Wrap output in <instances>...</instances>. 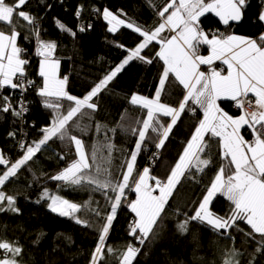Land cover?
Segmentation results:
<instances>
[{
	"label": "trees",
	"instance_id": "1",
	"mask_svg": "<svg viewBox=\"0 0 264 264\" xmlns=\"http://www.w3.org/2000/svg\"><path fill=\"white\" fill-rule=\"evenodd\" d=\"M7 2L12 4L13 0ZM261 3H264V0H251L244 20L238 24L233 23L231 27L224 26L213 14L201 17L200 27L211 35L235 34L256 38L260 33H264V24L256 22ZM164 4L165 0H151V3L149 0H28L23 10L37 18L40 38L47 42H55L57 45L53 55L60 60V75L68 77V93L83 98L144 39L128 27L109 32L110 26L102 16L103 9L108 8L115 14L122 12L126 20L134 25L154 30L163 21L157 15V9ZM96 9H100V13H97ZM77 12L80 13L79 16ZM57 22L64 25L67 31L62 30ZM89 24L90 28L82 32L79 30L81 26ZM0 29L6 33L9 31L5 24H0ZM18 30L21 32L17 40L18 46L27 51L25 58L29 60L26 67L27 77L35 81L39 87L42 85V78L38 75L41 58L36 55V41L32 37L24 38L26 28ZM73 32L76 34L72 35ZM159 48V43L151 42L141 55L153 58V62L149 64L141 60L130 61L107 87L93 98L92 102L97 104V108L82 109V112L87 114L81 117L78 113L67 126L69 136L83 140L89 155L93 148L97 150V164L102 168L107 167L113 179L117 181L122 178L125 170L122 165L130 158L137 141V136L132 135L127 129L139 127L134 121L144 118L146 114V110L131 105L130 98L133 94L155 98L159 78L163 72V62L155 58ZM205 49L207 48L204 47V51ZM185 93L186 90L170 76L161 93V102L173 107L178 106ZM3 95H13V92L5 88ZM14 96L19 97V91H16ZM42 99L36 88L25 93L23 102L28 104L30 113L22 120L11 113H0V151L11 162L22 158L24 154V151L18 152L20 142L27 140V145L38 142L43 137L41 129L50 126L53 121L55 112L44 107ZM61 103L63 107L60 111L66 114L67 108L73 102L62 100ZM233 105L231 102L221 103L222 108L229 114L240 115ZM202 119L203 114L198 110L194 114L190 111L181 114L165 145L160 148L156 168L150 170L151 176L166 181ZM161 120L164 123L170 122L168 117H161ZM98 125L101 126L99 132ZM111 129H115V132ZM246 129L242 131V135L250 141L253 137L250 130ZM10 132H15L16 136L10 137ZM149 135L153 139H146L137 156L135 176L147 165L144 150L147 152L148 148L154 147L158 142L156 134L149 131ZM205 141L211 145L213 163L202 173L189 175L186 172V178H181L169 199L163 227L151 244H149L151 236L141 247L129 235L135 214L128 207V202L132 200L128 199L127 195L135 196V193L131 190L133 186L130 190L125 189L127 192L117 210L105 241L103 258L98 264H118L120 254L130 243L141 247V252L133 264H225L228 259H232L234 264H264V252L257 251L261 237L259 234L246 235L251 229L244 222H239V228L243 231H237L236 228L228 229L229 236L234 239L215 233L206 223L191 222L187 233L181 234L177 231V221L184 219L182 215H177V211L192 215L193 209L198 206L218 169L227 163L221 159L219 138L207 134ZM109 143L114 145L110 164L107 149ZM60 155H64L65 159L61 160ZM75 158L74 142L53 137L46 145L41 146V150L32 160L18 170L15 177H10L3 185L2 190L5 194L16 198L15 206L19 212L0 213V241H8L22 247V253L16 257L20 264H90L91 254L100 235V231L92 223L94 220L97 222L104 220L81 207L82 212L78 215L88 212V222L92 227H87L84 223L77 224L72 217H61L52 213L48 208L49 201L40 199L42 192L47 189L50 195L57 194L81 206L91 200L93 201L91 207H98L102 216L110 212V203L101 192H93L91 188L74 189L50 179ZM89 162L92 163L91 159ZM231 167L234 169V166ZM4 171L6 167L0 165V175ZM108 194L115 195L111 191ZM37 200L40 202L36 203ZM209 207L215 214L227 216L232 205L224 196L216 195ZM78 215L75 216L79 218ZM223 232L221 229L220 233ZM109 247L113 249L112 252L107 251ZM233 250L237 253L235 256L231 255Z\"/></svg>",
	"mask_w": 264,
	"mask_h": 264
},
{
	"label": "snow or ice",
	"instance_id": "2",
	"mask_svg": "<svg viewBox=\"0 0 264 264\" xmlns=\"http://www.w3.org/2000/svg\"><path fill=\"white\" fill-rule=\"evenodd\" d=\"M149 2L151 3V0ZM27 3L28 0H13L12 4L7 0H0V24H5L9 29L8 33L0 29V113H11L22 120L24 113L28 111L23 102L25 93L30 88H36L37 94L43 98L44 107L52 109L55 115L51 125L41 129L42 139L27 146L20 142V148L24 150L22 158L10 162L3 153H0V165L6 167V171L0 175V213L19 212L15 206L16 198L6 195L2 187L10 177H15L18 170L33 159L42 145H46L53 137L74 142L76 158L50 179L74 189L91 188L93 192H101L110 203V212L102 216L98 207H91L93 203L91 200L81 206L61 196H52L47 189L42 192L40 199L51 201L48 203V208L52 213L61 217H72L77 224L84 223L85 226L92 227L88 221H82L75 216L81 211V207L104 220L98 243L90 260V264H98L103 258L105 241L116 218L117 210L123 202L125 189L130 187V180L134 183L137 196L134 201L128 202V207L135 214L129 235L143 247L149 236H151L149 244L158 237L167 215L169 199L181 178H186V172L189 175L202 173L213 163L211 145L205 141V135L210 134L219 138L221 159L227 163L222 164L218 169L198 206L193 209L192 215L177 211V215L184 217L182 221H177V231L181 234L187 233L191 222H198L206 223L217 234L229 236L228 229L236 228L237 231H243L239 228V222H244L251 229L246 235H260V247L257 251L264 252V33H260L256 38L235 34H212L209 38L210 34L200 27V18L209 12L215 13L226 27L242 22L247 9L251 6V0H178V2L165 0V4L157 9V15L163 22L154 30L142 29L141 26L134 25L130 21L119 19V13L114 14L110 9L104 8L102 16L111 25L109 32L117 31V26H126L139 33L144 39L83 98H77L66 91L68 77L59 76L60 60L53 55L57 45L55 42H47L40 38L37 18L23 10ZM95 11L100 13V9ZM77 15L79 16L80 13L77 12ZM21 21L24 23L22 24ZM256 22L264 24V3L260 5ZM59 27L67 31L64 25L59 24ZM90 27V24L84 25L79 30L82 32ZM166 27L174 33L170 37L161 35ZM21 28L27 29L24 38L32 37L37 44L36 55L41 58L38 75L42 78V85L39 87L36 86L35 81L28 79L26 74L29 60L22 55L26 50L17 43L21 36L18 29ZM152 41L160 44L155 58L163 62V72L159 78L155 98L150 99L137 94H133L130 98V104L146 110V114L144 118L134 121L139 127L127 129L132 135L137 136V141L130 158L122 165L125 169L122 178L117 181L113 179L107 167L102 168L97 164V150L93 148L89 155L83 140L69 136L67 126L78 113L81 117L87 114L82 112V109L97 108V104L92 102L93 98L97 97L130 61L141 60L151 64L153 58L141 55V52ZM201 45L210 47V55L200 54ZM216 60L227 65V75H223L222 70L211 67ZM202 65L209 66L210 71L207 73L201 71ZM170 76H173L175 81L186 90L182 101L175 107L161 102V93ZM5 88L12 90L13 95H3ZM16 91H19V97L14 96ZM250 93L255 97L254 102L248 99ZM221 99L235 102V106L242 110V114L234 118L224 112L217 103ZM62 100L73 102L67 108L66 114L60 111L63 107ZM194 106L203 110V119L199 121L166 181L151 176L149 167H145L141 173L133 177L135 162L142 145L146 139H153L149 131L156 134L158 139L156 148H162L181 114L185 111L194 114L196 111ZM161 117L170 118V122H162ZM245 126L253 137L250 141L242 135ZM100 127L97 126L98 132ZM111 131L115 132V129ZM9 136L15 137L16 133L10 132ZM107 149L110 164L114 145L107 144ZM156 155L153 153V157ZM59 158L65 159L64 155H60ZM90 159L92 163L89 162ZM231 166H234V169ZM149 181L155 183L150 184ZM157 190L159 194L154 195ZM109 191L115 195L110 196ZM217 194L225 196L231 202L232 207L227 216H219L210 210L209 205ZM39 202L40 200L36 201ZM221 229L224 230L223 233H220ZM229 238L234 239L230 236ZM141 247L130 243L120 254L118 264H133L141 252ZM0 250L5 253V258L0 259V264H20L16 257L23 251L21 246L0 241ZM107 251L112 252L113 249L109 247ZM8 253H11V256H8ZM236 254L235 250L231 253L232 256ZM225 264H234V261L228 259Z\"/></svg>",
	"mask_w": 264,
	"mask_h": 264
},
{
	"label": "rangeland",
	"instance_id": "3",
	"mask_svg": "<svg viewBox=\"0 0 264 264\" xmlns=\"http://www.w3.org/2000/svg\"><path fill=\"white\" fill-rule=\"evenodd\" d=\"M115 14V13H114ZM119 14L120 15H118V18L119 19H125L126 20V17H125V15H124V13H122V12H119ZM107 23H108V21H106ZM126 22H128L127 20H126ZM109 24V23H108ZM110 27H111V25H109ZM121 27H126V26H117V30L118 29H120ZM201 47V46H200ZM144 50V49H143ZM142 50V51H143ZM205 53V51L203 50V53L202 54H204ZM201 54V55H202ZM26 56H27V51H26ZM223 69V75H225L226 74V68L225 67H220L219 66V68H218V70H220V69ZM59 76L61 77V78H63L61 75H60V65H59ZM40 77V76H39ZM41 78V77H40ZM67 88H68V82H67V84H66V91H67ZM68 92V91H67ZM248 99L249 100H252L253 102H254V98H252V97H248ZM238 112H240V114H242V110L241 111H238ZM163 122V121H162ZM27 146V145H26ZM0 153H1V151H0ZM133 177H136L135 176V169H134V172H133ZM7 182V181H6ZM5 182V183H6ZM130 183V182H129ZM149 183L150 184H153V181H149ZM155 183V182H154ZM132 186H133V189H134V183H131L130 184V187H128V189L130 190V188H132ZM132 190V189H131ZM127 192V191H126ZM125 192V193H126ZM133 193H135L134 195L135 196H132L133 194H130V195H127V197H128V199L130 198V200H132V201H134L135 199H136V196H137V194H136V192H134V191H132ZM158 192V190L156 191V192H154L153 194L155 195L156 193ZM159 194V193H158ZM158 194H156V195H158ZM217 195H220V194H217ZM52 196H59V195H57V194H54V195H52ZM221 196H223V195H221ZM225 197V196H224ZM226 198V197H225ZM123 199V198H122ZM213 199H214V197H213ZM49 201V203L51 202L50 200H48ZM119 209V208H118ZM80 212H82V210L80 211ZM79 214V212H77L75 215L77 216ZM79 216V215H78ZM79 218L82 220V221H88L89 219H88V212H84V214H80V216H79ZM103 223H104V221H101V222H97V221H93V225L94 226H96V228L100 231V229L102 228V226H103ZM8 256H11V253H8L7 254ZM5 258V253H4V251L3 250H0V259H4Z\"/></svg>",
	"mask_w": 264,
	"mask_h": 264
},
{
	"label": "crops",
	"instance_id": "4",
	"mask_svg": "<svg viewBox=\"0 0 264 264\" xmlns=\"http://www.w3.org/2000/svg\"><path fill=\"white\" fill-rule=\"evenodd\" d=\"M177 2H178V0H177ZM206 14H213V15H215V13H211V12H209V13H205V15ZM216 16V15H215ZM203 17V16H202ZM217 17V16H216ZM217 18H219V17H217ZM163 22V21H162ZM174 33H172V32H170L169 30H168V28L166 27L164 30H163V32L161 33V35L162 36H165V37H170L171 35H173ZM209 38H211V34L209 35ZM152 42H156V41H152ZM203 48L205 47V48H207V49H205L206 51H205V53L204 54H202V55H204V56H208V55H210V47L208 46V45H201ZM219 66L220 67H225L226 68V74L225 75H227V65H225V64H223L222 63V61H219V60H216V61H213V64H212V68H214V69H216V70H218V68H219ZM200 70L201 71H204V72H209L210 71V68H209V66H207V65H202L201 67H200ZM249 97H252V98H254L255 99V97L250 93L249 94ZM222 102H231V103H233V104H235V102H233V101H230V100H225V99H221V100H219V101H217V103L219 104V106H220V108L224 111V112H226L223 108H222V106H221V103ZM194 107H196V110H198V111H200L202 114H203V110L202 109H200L199 107H197V106H194ZM226 113H228V112H226ZM229 114V113H228ZM229 115H231V114H229ZM241 115V114H240ZM240 115H238V116H233V115H231L232 117H234V118H236V117H239ZM247 128V126H245V129ZM244 129H242V131H243ZM207 135V134H206ZM205 135V136H206ZM218 138V137H217Z\"/></svg>",
	"mask_w": 264,
	"mask_h": 264
},
{
	"label": "built area",
	"instance_id": "5",
	"mask_svg": "<svg viewBox=\"0 0 264 264\" xmlns=\"http://www.w3.org/2000/svg\"><path fill=\"white\" fill-rule=\"evenodd\" d=\"M203 50H204V48L201 46L200 48H199V52H200V54H202L203 53ZM22 55L25 57L26 56V51L24 52V53H22ZM220 70H222V73H223V69L221 68ZM34 88H30V89H28V91H32ZM24 104L27 106V108H28V111L27 112H25L24 113V116H27L29 113H30V109H29V107H28V104L26 103V102H24ZM233 108L236 110V111H241V109H239V108H237L236 106H235V104L233 105ZM250 110V109H249ZM23 116V117H24ZM23 143H25V145H27L28 144V141L27 140H24L23 141ZM24 150H22L20 147H19V149H18V152H23ZM149 152H151V153H156L157 155H156V157H153V155L152 156H148V163H149V166H151V167H155L156 166V160H157V158L159 157V152L157 151V150H152V151H149ZM6 158H8V157H6ZM9 159V158H8ZM9 161H10V159H9ZM11 162V161H10Z\"/></svg>",
	"mask_w": 264,
	"mask_h": 264
},
{
	"label": "bare ground",
	"instance_id": "6",
	"mask_svg": "<svg viewBox=\"0 0 264 264\" xmlns=\"http://www.w3.org/2000/svg\"><path fill=\"white\" fill-rule=\"evenodd\" d=\"M223 67V66H222ZM142 148H143V145H142ZM152 150H157L158 152H159V156H160V149H157L156 148V146H154V147H152V148H148V151L146 152V150H144V156H145V158H146V161H147V165H146V167H149L150 168V170H153V169H155L156 168V166L153 168V167H151V166H149V163H148V156H152L153 155V153H151V152H149V151H152ZM140 154V153H139ZM139 154H138V156H139ZM159 158V157H158ZM158 158H157V160H158ZM156 160V161H157ZM157 163V162H156ZM144 169V168H143ZM143 169H142V171H143ZM142 171H139V173H141ZM132 191H134V189H132ZM135 192V191H134Z\"/></svg>",
	"mask_w": 264,
	"mask_h": 264
}]
</instances>
